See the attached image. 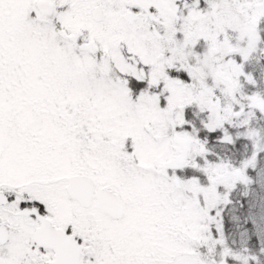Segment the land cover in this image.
Segmentation results:
<instances>
[{
    "label": "snow or ice",
    "instance_id": "snow-or-ice-1",
    "mask_svg": "<svg viewBox=\"0 0 264 264\" xmlns=\"http://www.w3.org/2000/svg\"><path fill=\"white\" fill-rule=\"evenodd\" d=\"M0 264H264V0H0Z\"/></svg>",
    "mask_w": 264,
    "mask_h": 264
}]
</instances>
